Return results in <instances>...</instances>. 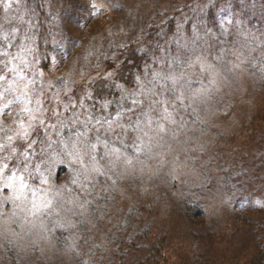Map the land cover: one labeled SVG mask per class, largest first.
<instances>
[{
    "label": "rangeland",
    "instance_id": "1",
    "mask_svg": "<svg viewBox=\"0 0 264 264\" xmlns=\"http://www.w3.org/2000/svg\"><path fill=\"white\" fill-rule=\"evenodd\" d=\"M0 264H264V0H0Z\"/></svg>",
    "mask_w": 264,
    "mask_h": 264
},
{
    "label": "trees",
    "instance_id": "2",
    "mask_svg": "<svg viewBox=\"0 0 264 264\" xmlns=\"http://www.w3.org/2000/svg\"><path fill=\"white\" fill-rule=\"evenodd\" d=\"M134 67L135 66H133V64L131 66H126V62L123 65H121V68L118 70V74H119L120 79L122 81H126L130 77L131 72H132V68H134ZM130 69H131V72L126 73V71H128Z\"/></svg>",
    "mask_w": 264,
    "mask_h": 264
},
{
    "label": "snow or ice",
    "instance_id": "3",
    "mask_svg": "<svg viewBox=\"0 0 264 264\" xmlns=\"http://www.w3.org/2000/svg\"><path fill=\"white\" fill-rule=\"evenodd\" d=\"M5 167H7V165H5Z\"/></svg>",
    "mask_w": 264,
    "mask_h": 264
}]
</instances>
